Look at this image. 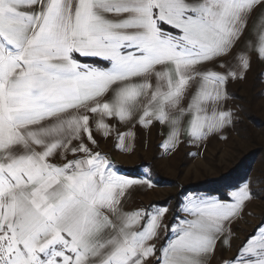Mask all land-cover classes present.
<instances>
[{"label":"snow or ice","instance_id":"1","mask_svg":"<svg viewBox=\"0 0 264 264\" xmlns=\"http://www.w3.org/2000/svg\"><path fill=\"white\" fill-rule=\"evenodd\" d=\"M253 58L264 0H0V264H264V216L231 244L264 177L129 210L152 177L118 174L96 138L123 147L117 120L161 125L164 155L226 141Z\"/></svg>","mask_w":264,"mask_h":264},{"label":"rangeland","instance_id":"2","mask_svg":"<svg viewBox=\"0 0 264 264\" xmlns=\"http://www.w3.org/2000/svg\"><path fill=\"white\" fill-rule=\"evenodd\" d=\"M227 91L234 97L227 101V108L234 113L235 123L223 133L228 137L226 141L212 136L198 148L191 143L181 144L174 153L164 155L158 147L165 134L161 125L124 127L118 121L115 123L119 130L134 133L132 140L136 137L143 148L130 155L131 161L117 164V171L132 179L150 175L154 182V187L134 192L137 207L149 204L172 207L181 192H213L223 196L226 185L241 178L264 177V63L253 58L247 78L229 83ZM182 139H186L183 134ZM197 152L199 155H189ZM230 175H233L231 182ZM219 182L221 185L211 187ZM262 197L264 184L258 186L257 198L247 205L242 218L231 226L233 248L264 216ZM231 253L229 248L223 251L225 258Z\"/></svg>","mask_w":264,"mask_h":264},{"label":"crops","instance_id":"3","mask_svg":"<svg viewBox=\"0 0 264 264\" xmlns=\"http://www.w3.org/2000/svg\"><path fill=\"white\" fill-rule=\"evenodd\" d=\"M82 59H84L82 61H84L86 63H91L93 61V60L92 61L91 60H87V61L85 60V59H93V58H82ZM108 123L110 124V127H112L113 129L117 128V124H115V123H117V120H108ZM93 131H95L94 125H93ZM119 131L122 133H126L125 130H123V129L119 130ZM132 137L133 136L126 137L125 141L123 142V147H114V144L118 143V141H116V132L115 131L112 132L110 139L105 138L102 135L97 134L96 138L99 141V148L97 150H99L102 153L109 156L113 162V166L117 170V164H121V162L123 163L124 161L126 162L127 160L131 161L130 155L139 152V148H140V150L143 149L141 147V144L136 142V137H134L133 140H132ZM145 147L147 148V146H145ZM118 174H120V173L118 172ZM120 175H122V173ZM133 199H134V195L131 196V198L129 199V201L127 203V208L129 210H132V209L137 207V204Z\"/></svg>","mask_w":264,"mask_h":264},{"label":"trees","instance_id":"4","mask_svg":"<svg viewBox=\"0 0 264 264\" xmlns=\"http://www.w3.org/2000/svg\"><path fill=\"white\" fill-rule=\"evenodd\" d=\"M93 59H91V61H92ZM232 176L233 175H230V178H229V181L231 182V179H232ZM219 185H221V183L219 182V183H215V184H213L211 187L214 189V186H215V188L217 187V186H219Z\"/></svg>","mask_w":264,"mask_h":264}]
</instances>
